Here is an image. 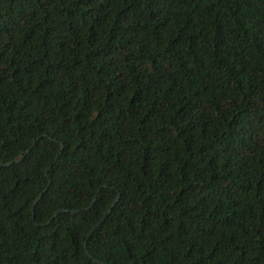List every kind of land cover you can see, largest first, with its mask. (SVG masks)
Wrapping results in <instances>:
<instances>
[{
    "label": "trees",
    "instance_id": "trees-1",
    "mask_svg": "<svg viewBox=\"0 0 264 264\" xmlns=\"http://www.w3.org/2000/svg\"><path fill=\"white\" fill-rule=\"evenodd\" d=\"M0 264H264V0H0Z\"/></svg>",
    "mask_w": 264,
    "mask_h": 264
},
{
    "label": "water",
    "instance_id": "water-1",
    "mask_svg": "<svg viewBox=\"0 0 264 264\" xmlns=\"http://www.w3.org/2000/svg\"><path fill=\"white\" fill-rule=\"evenodd\" d=\"M1 165H2V164H1ZM3 165H4V166H7V165H9V163H5V164H3ZM45 172H46V171H45ZM39 197H40V194H38V196L35 198V200H33L32 203L35 204V202L38 200ZM116 199H117V197L111 202L109 208H107V209L103 212V214L101 215V217L99 218V220H98L95 224H93V226H92V227L90 228V230L87 232V234H86V238L89 237V235H90V234H91V233L97 228V226L100 224V222L104 219L105 215L109 212L110 208L113 206V204L115 203ZM87 209H88V207L85 208V210H87ZM61 212H63L62 209H58V210L54 211V212L51 214V216L49 217L48 220H51L56 214L61 213ZM71 213H76V211H71ZM86 238H85V241H86ZM85 241L83 242L84 252H85V254H86L89 258H91V256L88 254V252H87L86 249H85ZM93 261H95L96 263H98V261L95 260V259H93Z\"/></svg>",
    "mask_w": 264,
    "mask_h": 264
}]
</instances>
